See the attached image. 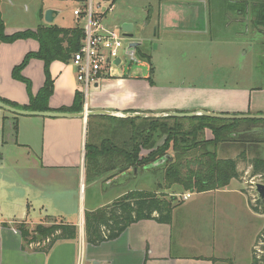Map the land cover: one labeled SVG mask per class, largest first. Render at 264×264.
<instances>
[{
  "label": "crops",
  "instance_id": "1",
  "mask_svg": "<svg viewBox=\"0 0 264 264\" xmlns=\"http://www.w3.org/2000/svg\"><path fill=\"white\" fill-rule=\"evenodd\" d=\"M40 12L43 17L44 10ZM39 25L34 28H9L6 25V33L36 29ZM163 31L168 34L179 32L190 36L194 33L192 28H164ZM189 40L197 44H204L207 41L201 36H193ZM39 48V41L33 38L0 43V98L12 102L18 108L23 109L29 105L31 96H37L46 83L45 62L39 58L30 59L22 70V75L31 82L30 89L25 82L13 75L14 68L22 63L26 55L29 52L38 51ZM193 52L194 50L184 49L178 53L180 58L185 60ZM200 54L198 60L203 62L202 51ZM219 68L212 72L214 78ZM49 71L53 79V92L48 99L49 111L76 112L73 109L77 93L81 92V86L77 81L74 65L72 62L55 60L51 63ZM166 73H170L168 74L170 77L161 79L156 74L155 67H151L150 73L146 75L113 68L111 74L101 79L95 86L89 100V110H110L114 112L112 116H91L87 119L24 116L27 118L21 120L20 115L6 111L9 113L7 114L0 108V149H3L0 170H6V167H9L4 150L11 147V151L14 152L15 149L20 150L23 147L26 149L25 155L28 156L29 162L26 166L28 172L34 171L39 179L54 183H69L74 178L77 185L81 183L82 192L84 182L81 178L84 181L87 172L86 146L87 144L96 145L88 141L89 133L91 131L92 136L93 133L100 134L104 129L103 119L110 118L118 123L110 128L109 136L103 146L106 149L112 148L111 160L114 161L128 159L131 149L139 143V137L135 135V129L132 130V128L136 127L141 118L130 124L124 121L126 114L200 110L218 113L264 114V87H256L250 83L241 84L238 81H236L237 85L230 86L225 83L226 79L231 78L230 73H225L221 77L224 83L214 87L208 84L211 74L202 69L198 70L195 76H189L187 72L171 74V69ZM248 76L252 81L253 73H248ZM192 77L195 79L194 83H192L194 80ZM187 78L190 83H186ZM15 124L17 125L16 138L12 129ZM254 127L255 132L260 133V136L264 138V125L257 124ZM207 130L211 131L206 128L205 132ZM37 133L41 138L40 151L32 145V138ZM211 138H213V132ZM240 143L247 145L244 142H239L238 145H241ZM253 144L258 145L259 148L256 154L259 153L264 158V141H256ZM241 149L246 148L241 146ZM146 153V148L142 146L138 153L139 158L146 156ZM250 168L252 171L251 165ZM112 170L120 169L114 168L110 171ZM133 171L134 168L118 174L127 176ZM24 185L30 187L33 183L26 181ZM227 188L228 186L212 191ZM244 190L245 188L241 186L240 191L247 198V207L255 215L263 216L252 209L249 197ZM29 206L31 204L28 203L26 208ZM83 210L82 206L80 221L75 223L78 226L77 238L60 240L48 252L38 250L36 248L38 243L26 244L18 231L15 222L23 220L27 222L28 215L25 211L21 215L23 217L14 220L7 221L0 216V264H77L79 245L82 241L83 245L87 243ZM213 218L206 224V232L204 228L191 227L201 225L199 223L174 218V211L170 223L161 224L155 220H141L130 225L118 238L96 246L97 248H94L89 258L101 264H252V259L243 262L241 256L247 254L248 258L250 255L253 257L257 237L264 226L254 233L251 241L246 242L249 254H244L241 253L244 237L242 229L236 225L231 228V218L222 219L218 216ZM42 223L47 224V222Z\"/></svg>",
  "mask_w": 264,
  "mask_h": 264
},
{
  "label": "rangeland",
  "instance_id": "2",
  "mask_svg": "<svg viewBox=\"0 0 264 264\" xmlns=\"http://www.w3.org/2000/svg\"><path fill=\"white\" fill-rule=\"evenodd\" d=\"M217 3L218 0H93V9L96 15L102 16V22L106 27L114 29L120 34L123 33L122 24L131 23L133 36L125 37L124 47L132 41L138 42L140 43L139 46L141 45L139 49L142 48L141 50L150 59H140L138 56H134L136 59L134 61L122 52L123 63L121 66L115 67L119 71H125L128 67L132 73L146 75L150 73L151 67H155L159 78L168 79L170 73L166 72L169 69H171V74L187 72L189 76H195L196 72L202 69L211 74L208 84L214 87L224 83L221 77L225 73L232 75L230 79L225 80V83L230 86L237 85L236 81H238L241 84L250 83L256 87H264V34L253 29L254 26L251 23L254 18L252 7H249L247 13L237 15L232 12L231 5H223V11L219 13L215 7ZM87 4L88 1L85 0H0V11L9 28H34L40 23L49 24L45 21V12L48 9L57 12L52 24L64 28H75L83 27L87 19L84 15L77 17L74 11L78 8L85 10ZM233 5L240 8V3ZM104 7L107 9L111 7V10L103 14ZM210 9L211 13H209ZM40 10H44L43 17H41ZM209 16L212 21V23L210 21V25L214 24V26H209ZM227 16L248 19L249 26L245 28L241 21H232V19L229 22ZM164 28H208L209 32L206 35L208 41L204 44L192 43L189 42V39H192L193 36L179 32L168 34L163 31ZM184 49L194 50L193 54L185 60L181 59L178 53ZM197 50L200 53L202 51L203 62L198 60L201 54ZM217 68L220 70H216L214 78L212 72ZM248 73H253L252 81L249 80ZM172 77L175 78V76ZM192 81L194 83L195 79ZM186 83H190L189 78H187ZM94 88V86L90 88V97ZM20 116L21 120L27 118ZM229 121L235 120H227V122ZM261 121L264 120H259L258 125H264V122ZM116 122L110 118L103 119L104 129L100 134L95 135L93 133L92 136L90 131L88 141L99 145L100 153L109 136L110 128L114 127V124H118ZM198 122L193 118H180L179 122L168 120L167 124L173 128L188 130ZM243 127L234 128L231 135H237ZM16 136L15 132L14 138ZM205 136L211 138L212 132L207 130ZM238 136L237 140L219 145V157L237 158L241 150H244L241 149V146L246 148L249 158L256 155L259 148L258 145L250 141L251 136L248 138H239ZM166 138L167 135L160 136L157 139V147L165 144ZM242 139L246 141L247 145L241 143L238 145L239 142L243 141ZM32 145L37 151H40L41 138L38 133L33 136ZM0 150L3 152L2 148ZM25 151L26 149L23 147L20 150L15 149L14 152L11 151V147L4 150L9 167H6V170H0V216L9 221V219L14 220L23 217L21 215L25 211L28 215L26 224L31 230H34L42 222H47V224H52L55 220L79 222L82 206L85 216V211L100 210L132 190L153 191L158 195L166 193L168 197L176 196L175 203L182 202V204L175 208L174 218L199 223L201 225L191 227L194 229L204 228V232L207 230L206 224L211 219L213 220V217L231 218V228L236 225L242 229L244 237L241 253L244 254H249L246 242L251 241L254 233L264 226V214L261 213L263 216L255 215L250 211L247 207V198L240 191V187L243 186L252 203L257 204L261 211L264 210V204L259 205L256 202L258 193L255 190V183H264V179L258 175L254 176L247 162H240L239 164L244 175L240 180L242 182L234 179L226 190L191 192L184 190L178 184H174L171 188L167 187L163 178L164 170L161 168H141L137 170L136 175L133 171L127 176L118 174L120 172L118 170L110 171L113 154H111L112 148L107 147L106 156L98 154L95 156V161L91 155L85 159L87 172L84 181L81 178L84 182V190L81 192V183L77 185L74 178L69 183H54L39 179L34 171L28 172L26 166L29 161H27L28 156L25 155ZM168 152L175 156L172 147L168 149ZM26 181L32 182L33 186L24 185ZM186 193H191V197L184 200L183 195ZM28 203L31 206L26 208ZM20 222H15V225ZM79 246L80 255L81 244ZM83 246L85 263L94 261L89 256L97 247L88 243ZM263 247L264 243L260 241L253 249L255 255L261 257L264 252ZM246 255L241 256L243 262L252 259V255L249 258Z\"/></svg>",
  "mask_w": 264,
  "mask_h": 264
},
{
  "label": "trees",
  "instance_id": "3",
  "mask_svg": "<svg viewBox=\"0 0 264 264\" xmlns=\"http://www.w3.org/2000/svg\"><path fill=\"white\" fill-rule=\"evenodd\" d=\"M210 1V0H208ZM213 1V0H212ZM222 5H231L232 1L240 3L239 10L246 13L248 6L252 7L256 18L253 21L256 28L264 26V0H218ZM236 9V8H235ZM33 38L40 43L38 51L29 52L21 64L14 68V77L25 82L30 89L31 82L22 75V70L32 58H39L45 62L46 83L37 96H31V102L23 109L49 111L48 99L53 92V79L49 68L53 61L60 60L71 62L73 54L77 52L84 38L82 27L64 28L54 24H41L36 29H24L12 34L6 33V24L0 11V43L13 42L18 39ZM0 100L15 106L12 102L0 98ZM84 96L82 92L77 93L74 111L83 110ZM199 121L188 130H181L178 127L168 126L167 121L179 122L180 118L162 117L150 118L142 117L134 127V133L139 137V143L132 149L128 159H115L111 169L119 168L120 172L137 167L138 169H163V178L167 187L171 188L174 184L181 185L186 191L205 192L223 189L231 183L233 179L240 181L243 172L239 168L240 162L248 163L252 166V174L264 179V158L257 153L253 158H248L246 150H241L237 158L218 156V147L227 144L238 137H250L251 142L264 141L260 133L255 132V127L259 120H235L210 118L204 115L191 117ZM138 118L125 117L124 121L133 124ZM264 122V121H261ZM244 126V127H243ZM253 126V128H252ZM236 127H243L237 135L231 133ZM209 128L213 132V138L205 136V129ZM14 133L17 125H13ZM167 135L166 143L157 147V139ZM137 139V138H136ZM243 140V139H242ZM241 140V141H242ZM245 142L246 141H242ZM99 145L87 144L86 158L91 155L95 161V156L107 155V149ZM146 148V156L139 158L138 153L141 147ZM172 147L175 156L168 152ZM120 149V148H119ZM171 156V159L168 158ZM165 158V162L151 168L153 163ZM3 153L0 150V163ZM242 182V181H241ZM244 192H246L244 190ZM176 196H167L166 193L158 195L153 191L132 190L118 197L112 203L100 210L85 211L84 227L85 240L88 244L99 246L104 242L118 238L130 225L141 220H155L158 223H170L173 211L182 202H176ZM252 209L264 214L257 204H253L249 198ZM263 205L264 201L259 198L256 201ZM18 231L26 244L38 243V250L48 252L60 240H73L78 236V226L75 223L65 220H55L52 224L39 223L34 230H31L26 222L16 225ZM264 229V228H263ZM259 233L256 245L260 241L264 243V230ZM41 236V239L38 238ZM264 250V247H263ZM252 264H264V252L261 257L253 252Z\"/></svg>",
  "mask_w": 264,
  "mask_h": 264
},
{
  "label": "built area",
  "instance_id": "4",
  "mask_svg": "<svg viewBox=\"0 0 264 264\" xmlns=\"http://www.w3.org/2000/svg\"><path fill=\"white\" fill-rule=\"evenodd\" d=\"M88 1L86 9L78 8L74 14L78 17L85 16L87 22L82 27L84 38L80 49L73 54L72 64L76 69L77 81L81 86L84 96L83 110H89L90 88L99 84L102 78L111 74L113 68L117 67L115 61L122 59V52L127 56L128 46L124 47L126 35L120 34L114 29L106 27L102 22V16L96 15L93 9V0ZM112 7V6H111ZM110 8L104 7L102 13L105 14ZM101 14V13H100ZM191 197V193L183 195L186 200ZM77 264H101L97 261L85 263V253L83 241L81 252Z\"/></svg>",
  "mask_w": 264,
  "mask_h": 264
},
{
  "label": "water",
  "instance_id": "5",
  "mask_svg": "<svg viewBox=\"0 0 264 264\" xmlns=\"http://www.w3.org/2000/svg\"><path fill=\"white\" fill-rule=\"evenodd\" d=\"M57 12L53 9H48L45 12V21L49 24L53 23L55 19V14ZM132 28L133 25L131 23L125 22L122 24L123 33L127 37H132ZM139 45L137 42H131L128 46L127 56L130 59H133L135 49ZM123 61L121 58H118L115 61L117 66H121ZM0 108L9 111L10 113L22 116H42V117H51V118H84L87 119L91 116H112L114 115L113 111L105 110V109H96V110H82L80 112H66V111H40V110H27L12 106L2 100H0ZM126 117L131 118H142V117H150V118H162V117H175V118H191L199 115H204L210 118L216 119H224V120H242V119H252V120H264V114L257 113H218L207 110H200L196 112H184V111H171L167 113H138V114H126ZM171 159V156H168ZM165 162V158H161L159 161L155 162L150 166L158 167ZM138 168H134L135 175L137 174ZM255 190L258 193V198L264 201V183L256 182ZM38 238L41 239V236L38 235Z\"/></svg>",
  "mask_w": 264,
  "mask_h": 264
},
{
  "label": "flooded vegetation",
  "instance_id": "6",
  "mask_svg": "<svg viewBox=\"0 0 264 264\" xmlns=\"http://www.w3.org/2000/svg\"><path fill=\"white\" fill-rule=\"evenodd\" d=\"M232 5L233 4H236L235 3V1L234 2H232L231 3ZM215 7L217 8V12H222L223 11V5L218 1V3L217 4H215ZM233 13H236L237 15H240L241 14V12L239 11V10H237V7H235L234 5H233ZM249 7H251V6H248V8L246 9V13L248 12V9H249ZM222 8V9H221ZM236 8V9H235ZM211 9H212V7H211ZM211 9L209 10V13H211ZM221 9V10H220ZM239 9V8H238ZM235 11V12H234ZM253 11V10H252ZM254 13V12H253ZM209 18V26L211 27V26H214V24L212 25H210V21H211V19H210V16L208 17ZM226 18H228V21L230 22L231 21V19H232V21H238V22H240L241 21V23H243L244 24V26H245V28H247V26H249V24H248V19H238V18H231L230 16H227ZM255 18H256V14L254 13V18L251 20V23L253 24V26H254V30H257V31H259L260 33H263L264 34V26H261V28H256L255 27V25H254V20H255ZM220 20V19H219ZM211 23H212V21H211ZM218 27H219V24H218ZM192 31H194V33H193V36H201V37H204V38H206V40L208 39V37L206 36L207 34H208V32H209V29L208 28H192ZM208 41V40H207ZM132 42H134V41H132ZM138 43V42H137ZM140 44V43H139ZM139 47H141V45L139 46H137L136 47V49H135V53H134V56H138L140 59H148V60H150L149 58H148V55H146L144 52H143V50H141V49H139ZM133 56V60L135 61L136 59H135V57ZM127 69L125 70L126 72L128 71V72H131L130 71V69L128 68V67H126Z\"/></svg>",
  "mask_w": 264,
  "mask_h": 264
}]
</instances>
